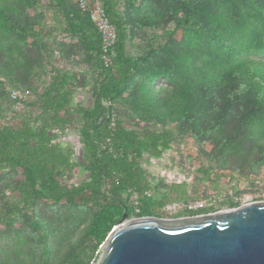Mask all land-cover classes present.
Listing matches in <instances>:
<instances>
[{"label":"trees","instance_id":"obj_1","mask_svg":"<svg viewBox=\"0 0 264 264\" xmlns=\"http://www.w3.org/2000/svg\"><path fill=\"white\" fill-rule=\"evenodd\" d=\"M100 2L116 32L107 68L99 59V36L73 0H0V176L11 179H0V226L15 219L33 226V233L37 232L33 264H90L123 213L127 218L159 217L157 210L168 201L185 199L183 182L169 185V193L159 197L143 194L153 192L155 185L142 162L163 155L171 142L186 135L199 144L203 138L217 140L221 153L237 139L249 141L250 132L258 129L264 143V127L253 126L264 120V0ZM148 2L159 11L158 16L145 9ZM170 24L174 28L169 31ZM232 27L244 35L245 43L232 55L221 56L222 71L186 104L175 105L169 115L161 114L159 108H167L169 95L156 97L148 85L143 108L131 113L123 105L139 94L136 86L130 88L136 76L150 81L171 75L175 64L182 66L189 57L197 67L205 55L214 54L213 48L190 49V43L175 50L172 37L177 30L184 43L209 38L223 44L219 31ZM64 35L70 40H62ZM6 37L29 39L31 49L38 53L41 62L34 86L28 78L31 62L7 48ZM28 52L24 51L25 56ZM80 86L88 87L85 105L84 97L78 95ZM13 88L30 92L15 122L7 113L12 112L9 90ZM201 112L211 115L203 118ZM229 117L231 130L222 135L220 130ZM75 123L77 137L70 139ZM74 147L79 161L74 158ZM75 168L85 178L76 184L64 183ZM197 170L203 181L209 180L211 165ZM40 201L54 207L90 208L79 240L58 258L49 241L52 233L34 212ZM227 205L234 208L238 203L228 200ZM207 212L205 208L200 211Z\"/></svg>","mask_w":264,"mask_h":264},{"label":"rangeland","instance_id":"obj_2","mask_svg":"<svg viewBox=\"0 0 264 264\" xmlns=\"http://www.w3.org/2000/svg\"><path fill=\"white\" fill-rule=\"evenodd\" d=\"M145 9L154 16L159 15V11L150 2L146 4ZM27 13L28 16L32 15L30 10ZM28 16L26 15V18ZM173 28L171 24L168 26L169 31ZM219 32L222 33L223 44L209 38L194 39L192 42L184 43L182 42L180 30H177L172 37L176 43L174 45L175 50L190 43V49L196 46L205 49L213 48L214 54L205 55L197 67H194L191 62L192 57H189L186 62H182V66L180 63H176L171 75L154 78L150 81L143 76H136L131 81L130 88L134 90L136 86L139 94L136 99L123 102V105L129 107L131 113L133 110L143 108V105H141L142 101L145 102L143 92L150 85L156 97L166 98L169 95L167 108L164 107L163 111H161L162 108H159V111L163 112L161 114H168L170 110L175 108V105L186 104L196 90L209 87L213 76L223 69L221 56L226 53L232 55L234 51L240 48V45L245 43L244 35L237 28L232 27L229 31L220 30ZM61 39L64 41L70 40L66 35L62 36ZM4 45L11 51H18L22 56L27 57V60L32 64V69L28 70L30 71L28 75L30 84L33 86L37 84L39 69L36 67H39L41 61L38 53L31 49V41L29 39L15 41L6 37ZM26 50H30V52L25 56L24 51ZM19 72L22 73L23 71ZM0 80L2 81L1 77ZM87 89V86H80L78 95L85 96ZM2 101L0 97V105ZM82 102L83 105L86 104L85 97ZM7 113L10 119L14 118L16 114ZM200 114L203 118H208L211 115L204 112ZM72 117L74 119L75 115ZM15 121L16 118L13 119V122ZM253 126L256 129L257 127L263 129L264 120L261 123H255ZM72 127L73 129L69 132L70 139L77 137V123ZM231 127V118L229 117L224 129L220 130L221 134L224 135L229 129L231 130ZM260 134L258 129L257 131L252 130L249 141L241 143L237 139L227 146V151L221 153L218 152L217 140L203 138L199 144L186 135L171 142L169 149L160 157H147L146 161L142 162V168L152 179V185H155L154 191H150L149 196L159 197L162 194L169 193V185L183 182L186 185L184 188L185 199L181 201L172 200L167 203H201V208L193 211L181 208L177 212L169 213L165 212L162 207L157 210L158 216L161 218H178L175 217L178 214L181 215L180 217L206 214L200 213L203 208L208 210L207 213H213L230 208L227 205L228 200L238 203V206L248 202L263 201L264 149L260 158L259 151L263 148L264 143L261 141ZM74 151V158L79 161L80 153L76 147H74ZM201 165H211L212 172L207 181L202 180L203 175L197 170ZM85 176L79 168H75L72 175L64 180V183L76 184ZM0 179L8 180V182L11 180L8 175H1ZM169 197L174 198V194L170 192ZM34 212L47 230L52 233L49 241L55 258L62 256L70 244L79 240L90 218V208L87 206L74 208L70 205L61 204L54 207L42 201L37 204ZM36 233L35 230L33 233L31 224L17 219L9 225L0 226V264H33L36 262L37 253L34 252L36 248L33 238Z\"/></svg>","mask_w":264,"mask_h":264},{"label":"water","instance_id":"obj_3","mask_svg":"<svg viewBox=\"0 0 264 264\" xmlns=\"http://www.w3.org/2000/svg\"><path fill=\"white\" fill-rule=\"evenodd\" d=\"M90 264H264V200L178 218L123 213Z\"/></svg>","mask_w":264,"mask_h":264},{"label":"built area","instance_id":"obj_4","mask_svg":"<svg viewBox=\"0 0 264 264\" xmlns=\"http://www.w3.org/2000/svg\"><path fill=\"white\" fill-rule=\"evenodd\" d=\"M78 9L85 13L94 27L96 33L100 39L99 46V59L104 67H109L111 65V53L110 48L115 42L116 32L113 25L109 22L106 12L100 2V0H73ZM58 68H61L59 66ZM50 75L48 74L46 78L48 79ZM30 95L29 90L21 88H13L9 90V98L12 102V115L21 111L24 108V103L27 101ZM105 106L108 102L104 101ZM114 126V116L110 117V127ZM73 143V142H72ZM77 148V147H76ZM145 196H149V191L143 193ZM130 199H133L131 197ZM184 208L187 211H193L201 208V203H183L170 202L163 206L165 212H177V210Z\"/></svg>","mask_w":264,"mask_h":264}]
</instances>
